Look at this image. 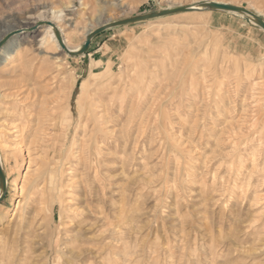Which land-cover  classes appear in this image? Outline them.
<instances>
[{"label":"rangeland","instance_id":"obj_1","mask_svg":"<svg viewBox=\"0 0 264 264\" xmlns=\"http://www.w3.org/2000/svg\"><path fill=\"white\" fill-rule=\"evenodd\" d=\"M201 1L264 20V0H0V39L42 16L75 51L102 24ZM44 26L0 48V264H264V30L189 10L107 28L69 55L38 46ZM108 83L123 99L110 146L78 162L72 137Z\"/></svg>","mask_w":264,"mask_h":264},{"label":"bare ground","instance_id":"obj_2","mask_svg":"<svg viewBox=\"0 0 264 264\" xmlns=\"http://www.w3.org/2000/svg\"><path fill=\"white\" fill-rule=\"evenodd\" d=\"M216 2H219V1H216ZM220 3H227L228 4V2H220ZM189 10H202V8H200L197 5L193 8L188 7L187 10H185V11H189ZM49 13L51 14V19H56V20H64L65 15H66V13H64V10L63 11L62 10H60V11L51 10ZM253 13L255 15L260 16V14H258L257 12H253ZM42 19H43V17L40 16L34 22L25 23L19 28H15V27L12 28L11 27L9 30L6 31V33L14 32L17 30L18 31L19 30H22V31L27 30L31 27H34V25L37 24ZM248 19L250 20L251 23L255 24L254 20L251 17H248ZM42 22H45V21H42ZM138 22H140V21H136V22H132V23H138ZM55 31H58V32L60 31L59 25H56V26L55 25L54 26L48 25V26L42 27L40 29V34H39L40 37H38L39 38L38 39V46L43 45L46 42V39L50 38L52 40V42L55 44L56 48H60V46L56 40V37H55V33H54ZM62 42H63V45L65 47V50H64L65 52L73 50L72 49L73 47L68 44L67 40L64 37H62ZM16 46L17 45H15V47ZM13 51L14 50H10V49L7 50V55L12 53ZM91 73H93V72H91ZM90 77H88L89 79L87 78V80L90 81ZM71 80H72L71 84H73L75 82L74 81L75 77H72ZM83 86H84V84H81L80 87H83ZM69 88L71 89V86ZM119 92L120 91H119L117 85L112 86V84L108 83L107 85H103V86L97 88L95 93L92 95L91 102L89 103V106H87V108L85 107L86 110H85V119H84L85 120L84 129H83L82 133L80 134V136H77L74 134L72 137V140H71L70 149L71 148L75 149V151H74L76 153L75 158L78 160V162H81V160L84 157H86L87 159L92 161L93 159L97 158L96 156L103 149L110 146V143H111V140H110L111 137L110 136H111V131H112L111 129H113L112 128L113 124H114L113 122L116 121V118L119 117L121 115V112H122L123 99L121 96H119ZM64 114L65 113H63L62 116H64ZM68 119H70L69 116H68ZM68 122L69 123L67 125H65V127H63V130H64L63 138H66L64 136H65V134H67V131L69 130V127L71 126L70 121H68ZM113 132H115V131H113ZM64 145H65V143H64ZM95 160L97 161V159H95ZM29 162H30V160H29ZM87 164H88L87 162H84V164H83L84 167H86V166L88 167L89 165H87ZM0 165H1L2 170L4 171L3 161H2L1 155H0ZM8 185H9L8 182L5 180V187L8 188ZM21 187L22 186H20L19 193L22 192ZM33 193L35 194V189H34ZM0 194H1V191H0ZM80 218H83V216ZM78 223L79 222H77V225H79ZM81 229H82L81 226H79L77 228V230L73 232L72 236H70V238H71V239H69L70 246L73 245V243H76L77 240L80 238L79 231ZM1 242L2 241H0V243ZM1 245L4 246V242H2ZM73 248L74 247H72V250L69 249L70 250L69 252L72 254V256L70 255L72 258L71 260L77 261V260L81 259L83 253H82V251H75V250H73Z\"/></svg>","mask_w":264,"mask_h":264},{"label":"water","instance_id":"obj_3","mask_svg":"<svg viewBox=\"0 0 264 264\" xmlns=\"http://www.w3.org/2000/svg\"><path fill=\"white\" fill-rule=\"evenodd\" d=\"M198 6L200 8H202V10H219V11H229V12L239 13V14H242L247 21H248V17H251L254 20L255 24L259 28L264 30V20L261 17H259L258 15H255L253 12L249 11L248 9H246L242 6L234 5V4H227V3H220V2H216V1H201L200 3H198ZM187 8L188 7H186V6L175 7V8H166V9H161L159 11L150 12V13H146V14H142V15H136V16H132V17H127L124 19H120V20H116V21H112V22L102 24L101 26H99V27L95 28L94 30H91L89 33H87L83 44L77 50L67 51V54H69V55L83 54L85 52L86 48L88 47L91 38L93 36H95L96 34H98L99 32H101L107 28L120 26V25L132 23V22H136V21H142V20H147V19H151V18H156V17L167 15V14H171V13L183 12V11L187 10ZM43 24L44 25H51L50 22L45 21V22L38 23L37 25H35L31 29L36 28V27L43 25ZM31 29H29L28 31H30ZM20 32H22V30L5 34L0 39V48H1V46H3V44L10 37H12L14 34H18ZM54 33H55V37H56V40H57L59 46L61 47V49L65 50V47H64L62 39H61V35L59 34L58 31H55ZM0 187H1V194H0V198H1L4 195V192L6 189V187H5V176H4L3 170L1 168V165H0Z\"/></svg>","mask_w":264,"mask_h":264}]
</instances>
